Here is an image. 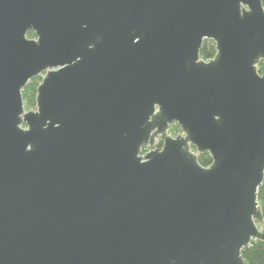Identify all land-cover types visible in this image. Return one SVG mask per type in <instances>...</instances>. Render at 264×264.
Here are the masks:
<instances>
[{
	"label": "water",
	"instance_id": "obj_1",
	"mask_svg": "<svg viewBox=\"0 0 264 264\" xmlns=\"http://www.w3.org/2000/svg\"><path fill=\"white\" fill-rule=\"evenodd\" d=\"M262 61L263 0H0V264H246Z\"/></svg>",
	"mask_w": 264,
	"mask_h": 264
},
{
	"label": "trees",
	"instance_id": "obj_2",
	"mask_svg": "<svg viewBox=\"0 0 264 264\" xmlns=\"http://www.w3.org/2000/svg\"><path fill=\"white\" fill-rule=\"evenodd\" d=\"M264 5V0H263ZM29 38H35V34L30 32L28 34ZM217 54V49L214 41L205 40L203 47L200 52V57L204 61H211L215 58ZM258 70L261 74H264V62L262 61L258 65ZM43 80L42 76H38L32 79L29 84L23 90V98H24V105L27 111L36 109V99L38 94V87ZM181 133V129L178 124H173L170 126L169 134L176 137ZM195 151V149L193 148ZM143 152L145 153L146 150L144 149ZM199 163L203 167H209L212 162L213 158L209 153L199 154L198 157ZM259 205L262 210L264 216V183L259 189ZM243 257L245 259L246 264H264V241L257 240L252 243V245L243 250Z\"/></svg>",
	"mask_w": 264,
	"mask_h": 264
},
{
	"label": "flooded vegetation",
	"instance_id": "obj_3",
	"mask_svg": "<svg viewBox=\"0 0 264 264\" xmlns=\"http://www.w3.org/2000/svg\"><path fill=\"white\" fill-rule=\"evenodd\" d=\"M151 149H152V147H150V146L145 147L146 152L150 151Z\"/></svg>",
	"mask_w": 264,
	"mask_h": 264
},
{
	"label": "rangeland",
	"instance_id": "obj_4",
	"mask_svg": "<svg viewBox=\"0 0 264 264\" xmlns=\"http://www.w3.org/2000/svg\"><path fill=\"white\" fill-rule=\"evenodd\" d=\"M172 136V135H171Z\"/></svg>",
	"mask_w": 264,
	"mask_h": 264
}]
</instances>
